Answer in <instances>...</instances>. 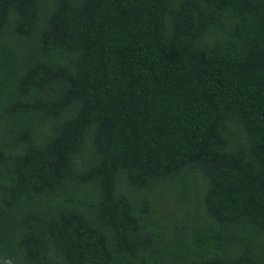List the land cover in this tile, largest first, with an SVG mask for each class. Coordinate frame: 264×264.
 Wrapping results in <instances>:
<instances>
[{
    "label": "trees",
    "instance_id": "obj_1",
    "mask_svg": "<svg viewBox=\"0 0 264 264\" xmlns=\"http://www.w3.org/2000/svg\"><path fill=\"white\" fill-rule=\"evenodd\" d=\"M0 264H264V0H0Z\"/></svg>",
    "mask_w": 264,
    "mask_h": 264
}]
</instances>
